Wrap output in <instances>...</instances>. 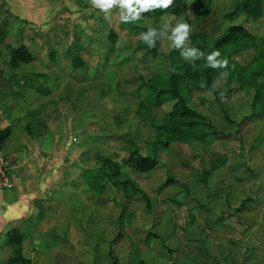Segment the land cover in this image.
Returning <instances> with one entry per match:
<instances>
[{
  "label": "rangeland",
  "instance_id": "1",
  "mask_svg": "<svg viewBox=\"0 0 264 264\" xmlns=\"http://www.w3.org/2000/svg\"><path fill=\"white\" fill-rule=\"evenodd\" d=\"M11 1L0 2V129L11 127L0 163L24 184L46 182L19 219L31 264H264V117L251 115L254 86L216 69L223 101L182 92L206 117L204 138L172 140L148 171L122 163L136 145L148 151L172 106L152 105L148 84L166 80L172 41L158 38L162 54L153 55L140 34L174 17L191 26L188 45L210 44L233 24L259 37L264 16L253 19L243 0H209L199 12L194 0H174L159 16L125 23L118 7L105 19L90 0H52L49 14L27 21L20 14L33 9ZM24 37L34 56L12 66L10 49ZM225 53L245 65L257 51L233 44ZM98 155L120 161L119 178L139 190L102 177ZM5 231L0 264L11 254Z\"/></svg>",
  "mask_w": 264,
  "mask_h": 264
},
{
  "label": "trees",
  "instance_id": "2",
  "mask_svg": "<svg viewBox=\"0 0 264 264\" xmlns=\"http://www.w3.org/2000/svg\"><path fill=\"white\" fill-rule=\"evenodd\" d=\"M194 9L198 12L207 8L209 0H194ZM244 12L252 16L253 19L264 16V2L262 0H243L242 5ZM170 9V7L168 8ZM168 9H155L152 11L141 13L140 18L159 16ZM110 32L109 36L113 37ZM141 47L146 49L149 54L160 55L161 49L157 45L149 47L142 41ZM241 45L243 47L254 46L256 48L255 57L245 65L238 63L232 59L229 54L225 53V49L230 45ZM203 51L206 55L213 50H219L221 56L218 59H227L228 66L226 68L208 67L204 58L195 61V68L188 61H185L180 51L174 47L167 54L168 70L167 78L162 85H158L153 80L148 81L151 87V103L152 105H161L165 102L172 101L171 108L165 113L163 122L156 124V133L151 141L147 142L146 153L139 150V146H135L127 155L122 163L129 165L139 171H148L156 167L158 163V151L166 149L172 140H180L182 142L191 140H202L205 136L203 131L205 115L192 107L188 99L183 95V91H191L192 89L208 90L211 88L214 78L213 73L216 69L227 72L226 77L229 81H236L241 87L254 86L256 89L254 99L251 103L252 116L256 118L264 117V32L257 37L243 24H233L228 26L224 31L213 40L210 44L199 43L193 38L189 45ZM32 59V54L24 44H19L10 51L9 63L17 66L20 62H28ZM72 65L80 67L83 61L79 57H75ZM221 89L217 86V90L213 93L218 100ZM11 132V127L6 125L0 129V148ZM100 165L98 173L107 179L115 181L123 188H129L132 191H138L139 188L133 180L120 179L122 173V163L112 159L107 155H98ZM6 242L11 247V254L3 259L5 264H31V259L23 254V240L26 236L20 228H10L6 233ZM111 264H119L113 261Z\"/></svg>",
  "mask_w": 264,
  "mask_h": 264
},
{
  "label": "clouds",
  "instance_id": "3",
  "mask_svg": "<svg viewBox=\"0 0 264 264\" xmlns=\"http://www.w3.org/2000/svg\"><path fill=\"white\" fill-rule=\"evenodd\" d=\"M174 3V0H90L93 8L99 9L104 13L105 19L111 18V10L119 8V18L122 22L133 23L140 19L141 13L152 11L155 9H168ZM172 19L164 21L159 28L149 26L147 31L140 34V38L151 48L155 47L156 40L168 38L171 39L174 48L180 51L181 57L188 61L195 68V61L204 58L208 67L211 68H226L228 66L227 59H218L221 56L219 50H213L207 55L199 48L186 46V41L189 40L191 26L183 20L172 24ZM170 32V36H169ZM221 77H227V72H222ZM217 90V83L213 82L209 93H214ZM220 99H225L223 93Z\"/></svg>",
  "mask_w": 264,
  "mask_h": 264
},
{
  "label": "crops",
  "instance_id": "4",
  "mask_svg": "<svg viewBox=\"0 0 264 264\" xmlns=\"http://www.w3.org/2000/svg\"><path fill=\"white\" fill-rule=\"evenodd\" d=\"M1 1L3 2V0H1ZM11 2L17 4L16 7L18 9V12L22 11V13H23L24 8H21V6L22 5L26 6V4L29 5V7H31L33 9V13L28 14L26 17H24L20 14V17H23L25 20L28 21V20H36L37 18L43 19L46 16V14H49V11L47 10V6H48V4H50L52 2V0H17V1H11ZM15 14L18 15L16 12H15ZM29 26L32 28V29H30L31 33H32L35 29L32 27V25H29ZM25 39L26 38L24 37L22 39V42H19L17 44V46L19 44L26 45L28 50L31 52L32 56H34L32 45L29 46L28 43L25 41ZM17 46L15 45V47H17ZM15 47H12V48H15ZM11 49H10V51H11ZM29 62H26V63L30 64ZM33 72H31V73H33ZM41 72H47V71L42 70ZM26 73H29V71L28 72L26 71ZM49 82H51V81H49ZM32 88L34 89V87H32ZM10 137H11V132H10L9 136L7 137V139L5 140L2 147L0 148V157L2 156L1 152H3V150L6 149L4 146L5 145L7 146V144L10 143ZM8 174H9V172H8ZM28 175H29V173H28ZM11 178H12V175H11ZM21 180H23V179L20 175L14 176L11 180L12 181L11 186L0 187V210H1V213H0V230L1 229L6 230L4 233V241H3L5 250L9 246L6 242L7 231L13 227H17V228L21 229V227H20L21 221L19 224V219L25 217L24 212L27 211L28 214H29V212H31L32 209L30 210L29 203H31L33 201V199H34L33 195L36 194L37 191L39 192V190L43 189V188H41L42 184H46L43 177H41V179H38L39 180L38 182L33 181L34 179L30 178L28 183H31V184L28 187L26 186V185H28V183L24 184L21 182ZM12 190L14 193L11 192ZM13 194H14V197H11V196H13ZM17 223H18V226L16 225ZM10 250H11V247H10Z\"/></svg>",
  "mask_w": 264,
  "mask_h": 264
},
{
  "label": "built area",
  "instance_id": "5",
  "mask_svg": "<svg viewBox=\"0 0 264 264\" xmlns=\"http://www.w3.org/2000/svg\"><path fill=\"white\" fill-rule=\"evenodd\" d=\"M12 181L10 175L7 172V168L0 163V187L11 186Z\"/></svg>",
  "mask_w": 264,
  "mask_h": 264
}]
</instances>
